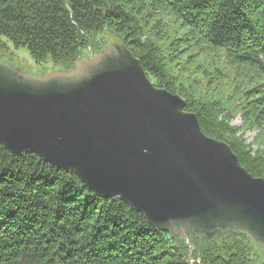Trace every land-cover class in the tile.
Segmentation results:
<instances>
[{
	"label": "trees",
	"instance_id": "1",
	"mask_svg": "<svg viewBox=\"0 0 264 264\" xmlns=\"http://www.w3.org/2000/svg\"><path fill=\"white\" fill-rule=\"evenodd\" d=\"M109 36L264 180V136L254 152L242 133L264 135V0H0V49L7 38L38 64L69 71ZM228 72L241 80L224 98L216 93ZM236 113L241 128L232 125ZM251 244L230 234L173 239L76 174L0 146V264H254Z\"/></svg>",
	"mask_w": 264,
	"mask_h": 264
},
{
	"label": "water",
	"instance_id": "2",
	"mask_svg": "<svg viewBox=\"0 0 264 264\" xmlns=\"http://www.w3.org/2000/svg\"><path fill=\"white\" fill-rule=\"evenodd\" d=\"M185 107L122 43L42 78L0 61V146L76 174L173 239L230 234L264 257V180Z\"/></svg>",
	"mask_w": 264,
	"mask_h": 264
},
{
	"label": "rangeland",
	"instance_id": "3",
	"mask_svg": "<svg viewBox=\"0 0 264 264\" xmlns=\"http://www.w3.org/2000/svg\"><path fill=\"white\" fill-rule=\"evenodd\" d=\"M167 19L172 22L171 18H167ZM171 26L172 28H170V30L176 29V25L171 24ZM2 43L7 47V49L6 50L0 49V61L4 64L11 65L12 67L20 70L22 73L26 75H30L35 78H42L48 74L57 72L59 70H64L56 66L55 64H53L51 61L44 63V64L36 63L27 48L25 47L15 48L13 45V42L11 40H8L7 38H3ZM105 43L108 44V46L113 45V44L118 43V39L114 36H109L106 38ZM75 65L69 71H71L75 67ZM228 75H229L228 79L221 81L219 85V89L216 93V94L222 93L224 95V98H227L228 92L235 86V83H233V81L238 82L241 80L240 78L237 81L234 79L236 76V73L228 72ZM200 89H204V87H200ZM231 106H232V103L227 104L228 108ZM243 124L244 122H243L241 114L236 113L232 120V125L236 128H241ZM242 133H244L243 136L247 144L253 148L254 152H256L255 141L258 138H260V140L262 141L263 139L262 137L264 135L259 130H256L255 128H248V131L243 130ZM251 243H252L251 247H253L252 258L254 260V264H264V259H263L264 257L262 256L263 258H261V253H262L260 249L261 247L259 246L260 247L259 248L258 245L255 244L256 245L255 246L253 242Z\"/></svg>",
	"mask_w": 264,
	"mask_h": 264
}]
</instances>
